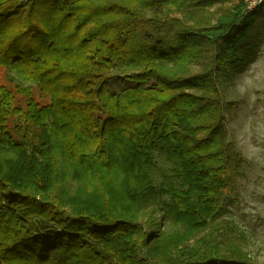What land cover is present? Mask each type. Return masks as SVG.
I'll use <instances>...</instances> for the list:
<instances>
[{"label": "trees", "instance_id": "trees-1", "mask_svg": "<svg viewBox=\"0 0 264 264\" xmlns=\"http://www.w3.org/2000/svg\"><path fill=\"white\" fill-rule=\"evenodd\" d=\"M249 15L0 0V264H258L220 200L241 163L222 95L251 61Z\"/></svg>", "mask_w": 264, "mask_h": 264}, {"label": "rangeland", "instance_id": "rangeland-1", "mask_svg": "<svg viewBox=\"0 0 264 264\" xmlns=\"http://www.w3.org/2000/svg\"><path fill=\"white\" fill-rule=\"evenodd\" d=\"M218 5H214V10ZM255 19L251 61L233 79L224 105L234 104L224 116V126L232 143V156L241 163L232 167L234 184L221 195L223 217L231 220L243 236V248L258 263L264 264V4L249 15ZM5 70L0 67V84ZM230 171V169H229ZM76 194L86 198L90 187L72 185Z\"/></svg>", "mask_w": 264, "mask_h": 264}, {"label": "built area", "instance_id": "built-area-1", "mask_svg": "<svg viewBox=\"0 0 264 264\" xmlns=\"http://www.w3.org/2000/svg\"><path fill=\"white\" fill-rule=\"evenodd\" d=\"M243 5V14L252 13L259 6L264 4V0H239Z\"/></svg>", "mask_w": 264, "mask_h": 264}]
</instances>
